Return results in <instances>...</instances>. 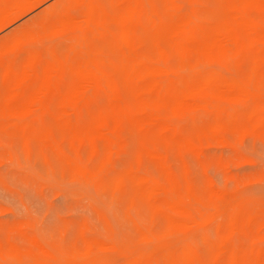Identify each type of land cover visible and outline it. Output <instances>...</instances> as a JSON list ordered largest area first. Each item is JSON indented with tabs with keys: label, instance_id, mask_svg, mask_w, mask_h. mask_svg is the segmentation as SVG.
<instances>
[{
	"label": "rangeland",
	"instance_id": "rangeland-1",
	"mask_svg": "<svg viewBox=\"0 0 264 264\" xmlns=\"http://www.w3.org/2000/svg\"><path fill=\"white\" fill-rule=\"evenodd\" d=\"M53 1L55 0H45L29 9L1 29L0 36L14 30ZM100 1L107 8L111 7L112 0ZM154 2L160 7L159 17L155 16L154 20L160 18L168 22V13L164 11L166 1ZM179 3H184L185 11L192 8L196 16L209 27L226 17L222 0H195L190 6L186 1ZM246 14L254 21L262 22L258 10L255 15L250 14V10H246ZM39 21L36 28L41 30ZM166 28L163 24L158 30L143 19L142 25L136 30L140 40L133 43L131 49L153 56L155 46H158L168 55L167 65L177 68L175 57L170 56L171 47L166 38ZM40 35L39 43H32L28 47H39L43 57L47 54V48L55 47L57 56L61 59L74 48L72 66H75L78 59L76 35L72 40H64L52 31L41 32ZM118 35L120 36V32L115 31L113 38L107 35L105 41L97 40L95 44L105 57L103 67L119 86V105L134 109L137 90L134 85L128 88L124 83L123 75L130 69V62L122 66L120 56L124 50L116 42ZM9 56L11 54L5 57V63ZM15 59L17 70H20L25 53H19ZM190 62L195 64L193 58ZM250 62L249 59H241L226 65L219 62L201 66H207L205 68L226 76L245 78L250 74ZM181 71L177 69L175 73H171L175 77L171 74L164 77L165 82L177 87V74ZM57 80L58 87L52 89L45 98L50 105L46 108H34L31 115L25 114L24 120H18L0 109V166H4L0 167V219L3 220H0V264L12 261L13 257L18 261L20 258L21 261L26 255L35 257L30 260L36 264H73L76 252L84 251L87 242L95 244L96 241L102 242V247L93 246L88 258L78 264H124L127 259L144 249L152 251L153 260L163 264L161 256L164 250L183 240L193 242L198 256L209 261L223 232L217 222L224 221V217L206 220L205 223H200V219L206 215L205 210H211L209 200L214 193H220L221 198L229 199L231 203L240 202L246 209H264V133L243 126L238 130L225 129L221 138L210 136L205 133V129L213 117L211 111L205 108L171 113L167 106H163L161 114L171 123L167 129L162 128V125H146L138 130L127 122L123 123L103 184L95 185L71 178L73 175L70 168L50 143L43 141L44 134L50 132L68 154H74L71 135L59 119L61 109L58 107L61 95L73 83V77L65 74L62 80ZM35 84L33 82L30 89L35 90ZM6 95L7 88L2 83L0 72V103ZM26 95L23 97L26 98ZM89 95L88 103L79 109L71 111L69 106L63 108L71 117V127L75 130L89 128L99 115L112 118V105L105 93L99 91ZM231 104L238 106L237 117L244 123L247 105L236 102ZM135 117L143 122L146 120L143 114H136ZM16 120L20 122L17 123ZM14 122L16 123L13 124ZM184 139L190 144H183L181 141ZM93 144L97 150L95 156L90 152L91 145L87 141L81 145L76 141L73 143L75 148H80L79 154L83 162L98 165L105 156L106 143L102 138L95 137ZM152 149L158 151L160 161L178 180L181 188L185 187V183L191 186L193 198L184 199L186 211L175 212L162 196L152 198L153 200L144 199L139 193L133 192L130 181L122 193L116 197L112 193L113 179L131 170L165 182V170L161 163L147 153V150ZM223 210L226 213L228 208ZM170 218L187 222L188 225L183 230L178 229L168 234ZM198 218L200 224L193 225L192 219ZM33 227L36 229L33 230ZM261 231L264 232V226ZM145 232L158 236L159 240L150 242L143 239ZM253 242L264 249V238L255 236L252 230L245 228L235 234L232 244L245 250ZM111 245H115L114 248ZM4 255L9 259L5 260ZM29 257L25 261L29 262ZM242 257L249 261L247 252L244 251ZM224 261L225 255L222 254L217 264H224Z\"/></svg>",
	"mask_w": 264,
	"mask_h": 264
},
{
	"label": "bare ground",
	"instance_id": "bare-ground-1",
	"mask_svg": "<svg viewBox=\"0 0 264 264\" xmlns=\"http://www.w3.org/2000/svg\"><path fill=\"white\" fill-rule=\"evenodd\" d=\"M165 1L164 11L168 13V22H164L160 18L154 20L155 16L159 17L160 10L154 0H112L110 8L104 6L100 0H55L14 30L0 36V72L2 83L7 88V95L0 103V109L9 112L18 120H24L25 114L31 115L34 108L49 106L50 103L45 98L52 89L58 87L57 79L62 80L65 74L72 75L73 83L61 95L58 107L61 109L59 119L71 135L73 156L54 140L50 132H46L43 136V141L50 143L57 155L70 168L74 176L71 178L95 185L103 184L122 124L127 122L137 127L138 130H142L146 125L158 127L162 125V128L167 129L171 123L169 124L161 114L163 106H167L171 113H186L191 108H205L211 111L213 118L206 127L205 133L215 138H221L225 129L238 130L243 126L258 133H264V21H254L247 16L246 9L239 7L250 3L258 4L259 0H222L226 17L211 27L197 17L192 8L185 11L184 3H179V1H186L190 6L195 0ZM43 2L45 0H0V30L29 9H33ZM61 5L71 7L61 8L59 7ZM73 12L79 14L74 16ZM54 15L66 18V22L57 30H53L48 22L49 18ZM143 19L158 30L159 26L166 25V38L171 47L170 56L175 57L177 68L167 65L168 55L158 46H155L157 50L154 49L153 56L131 49L133 43L140 40L136 30L138 26L142 25ZM38 20L41 21V30L36 28ZM24 31L31 33L34 43H39L41 32L52 31L56 35L62 36L64 40H72L76 35L75 44L78 46V59L75 66H72L74 48L61 59L57 56L55 47L47 48V54L43 57L39 47L20 48L14 44L5 46L6 39ZM115 31L120 32L116 42L124 50L120 56L122 66L130 62V69L123 75L124 83L128 88L134 85L137 90L134 109L119 105V86L108 70L103 67L105 57L99 51L98 45L95 44L97 40L105 41L107 35L113 38ZM21 52L25 53V59L20 70H17L15 58ZM8 54L11 56L5 63L4 59ZM192 58L195 60V64H191ZM241 59L251 61L250 74L245 78L226 76L219 71L205 68L207 66H201L219 62L226 65ZM177 69L182 71L177 74L176 83L178 86H174V88L170 83L165 82L164 77L175 73ZM33 82L37 84L35 90L30 89ZM99 91L104 92L111 102L110 113L112 115L110 117L112 118L99 115L89 128L73 129L71 127L72 119L63 108L69 106L71 111L77 110L88 103L89 93H98ZM24 95L27 97L24 98ZM233 102L247 105L244 123L239 121L236 109L238 106H232ZM136 114H143L146 122L137 119ZM95 137L102 138L106 143L105 156L98 165L83 162L79 154L80 148H75L73 145L74 141L78 142V145L87 141L91 145L90 152L95 156L97 153L93 144ZM181 142L190 144L186 139ZM147 153L161 163L165 170V182L131 170L123 176L113 179L112 193L115 194L114 196L122 193L130 181L133 192L139 193L144 199L153 200L152 198L162 196L175 212L186 211L184 199L193 198L191 186L186 183L184 188L179 186L178 180L160 161L161 156L156 149L147 150ZM8 165L12 167V165ZM31 178L36 179L32 176ZM51 179L54 178L51 177ZM37 182L39 183V181ZM209 204L211 210H205L204 213H207L202 219H200L201 217L197 220L192 219L191 223H199V219L200 223H205L206 220L224 217V221L217 222V226L223 228V232L215 244V253L209 260L211 264H217L218 258L222 254L225 255L224 264H264V249L256 245L255 242L249 243L245 250L232 244L235 234L245 228L252 230L255 236L264 238V232L261 231L264 226V209H246L240 202L231 203L229 199L221 198L220 193H214L210 197ZM225 207L228 208L226 213L223 210ZM187 225V222L170 218L167 233L184 229ZM143 237L150 242L159 240L158 236L149 232H145ZM102 245V242L98 241L95 244L87 242L85 250L78 251L74 255L73 264L87 259L93 246L101 248ZM111 246L114 248L115 245ZM244 251L249 255V261L242 257ZM29 256H24L25 258H22L21 261H25ZM55 256L59 257L56 254ZM31 257H29V262ZM60 257L62 256L60 255ZM161 257H163V264H169L170 261L177 259L204 261L198 256L196 246L189 240H183L167 247ZM6 258L9 259L5 256V260ZM18 259L20 261V258ZM16 260L17 258L13 257L12 261ZM67 260L69 262V259ZM30 264L36 263L31 261ZM124 264L159 263L153 260L152 251L144 249L127 259Z\"/></svg>",
	"mask_w": 264,
	"mask_h": 264
},
{
	"label": "snow or ice",
	"instance_id": "snow-or-ice-1",
	"mask_svg": "<svg viewBox=\"0 0 264 264\" xmlns=\"http://www.w3.org/2000/svg\"><path fill=\"white\" fill-rule=\"evenodd\" d=\"M61 8L63 7H71L66 5L59 6ZM239 7H242L246 10H250V14L255 15L256 11H259V15L264 21V0H259V3H250L245 5H240ZM73 15L76 16L77 13L73 12ZM49 24L53 30L59 29L65 22L66 18L61 15H54L49 18ZM34 39L31 35V33L24 31L19 32L10 38L6 39L4 41L5 46L9 45H17L20 48L28 47L30 44L34 43ZM3 264H30L28 261H5ZM169 264H211L210 261L204 260V261H189L186 259H177L174 261H170Z\"/></svg>",
	"mask_w": 264,
	"mask_h": 264
}]
</instances>
